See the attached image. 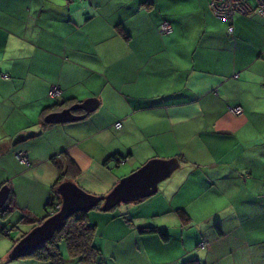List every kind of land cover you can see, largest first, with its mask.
Listing matches in <instances>:
<instances>
[{"label":"crops","instance_id":"1","mask_svg":"<svg viewBox=\"0 0 264 264\" xmlns=\"http://www.w3.org/2000/svg\"><path fill=\"white\" fill-rule=\"evenodd\" d=\"M161 19L169 32L158 31ZM232 26L229 33L207 0H0V186L15 202L0 226L23 210L45 212L53 154L72 158L79 171L67 178L99 195L132 163L176 156L181 180L87 212L104 263L178 264L192 252L230 264L233 248L246 246L250 264H264V12L236 13ZM52 85L58 97L48 96ZM87 96L97 104L82 118L42 124L44 108ZM111 154L128 158L104 162ZM144 224L166 228L168 239L137 232ZM31 225L19 221L18 235ZM191 226L205 247L186 244ZM10 246L0 242V264H47L7 260Z\"/></svg>","mask_w":264,"mask_h":264},{"label":"trees","instance_id":"2","mask_svg":"<svg viewBox=\"0 0 264 264\" xmlns=\"http://www.w3.org/2000/svg\"><path fill=\"white\" fill-rule=\"evenodd\" d=\"M208 6H209V3H208ZM263 12H258L257 10H253L248 13H240V14L249 15L251 13H263ZM236 13H239V12H236ZM236 13H234L233 16ZM218 18H221V17H218ZM221 19H224V18H221ZM226 21H227V26L229 25V23L232 25V20L231 22H229L228 20ZM170 30H171V27H170ZM232 30H233V26H232ZM169 31H165L161 33H167ZM60 93H61V90L59 89L58 94L49 95L48 93V96L58 97ZM57 105H58V102L53 103L52 106H57ZM45 109L46 108H44L41 112V121L44 126L47 125V123H49L43 120V116L46 113ZM117 122H118V125H117ZM119 126H120V122L116 121L114 124V127L118 128ZM58 155L59 153L53 154L50 156V159L53 162L57 170V177L50 186V197L45 202V212L42 215L37 216L35 214L30 213L27 210H23L22 213L20 214L18 222L19 221L20 222H30L32 223L31 226H33L34 224L41 222L46 216H48L49 214L57 210V208L55 207V204L58 202L60 203V196L58 192L56 191V188H55L56 184L62 179L67 178L68 176H73L75 173L79 171L76 163L74 162L72 158L67 156L65 158V163H63L62 161L56 158L58 157ZM127 158H128L127 154H111L104 160V162L108 159L109 160L112 159L115 165L119 166L122 163H124L127 160ZM177 159L179 160L180 158L177 157ZM27 162H28V158H27ZM262 181H263L262 183H263V194H264V175L262 177ZM116 204L108 208H101L100 202H99L87 210H75L71 212L63 219L61 225H59L56 229H54L51 236L45 239L44 241H42L38 247L34 248L33 250L25 254H20L13 258H9L6 256L7 260H19V259L23 260L24 258H29V259L41 260V261L46 262L47 264H65V259L69 258V259H72L73 261H78V262H86L90 264H105L103 252L100 246L95 242V239H94L95 226L94 224L88 221L87 212L89 210H99V211L111 210L115 208ZM14 207H15V202L12 199V196H10L9 200L3 201L0 204V218H5L8 215L9 211H11V209H13ZM176 211L178 215L180 216L181 221L183 223L189 222L190 216L183 208L178 207ZM126 221H130V220L127 218ZM18 222H14L9 227L8 224L10 223L9 222L4 223L3 221L4 224H1L0 232L8 236L10 230H14V228L16 231H19V227L17 226ZM135 228L137 232H140V233L157 234L163 240L168 239V236H169V232L166 228L159 227L155 224L138 225ZM24 232H26V230L24 231L22 230L20 235H17L16 237L11 238L10 248L13 246V244L18 240V238ZM61 240L64 242L65 252L61 251L60 249L59 242H61ZM198 245L202 247L204 246V242L199 241ZM178 264H205V263L196 254H191L187 257L181 258Z\"/></svg>","mask_w":264,"mask_h":264},{"label":"water","instance_id":"3","mask_svg":"<svg viewBox=\"0 0 264 264\" xmlns=\"http://www.w3.org/2000/svg\"><path fill=\"white\" fill-rule=\"evenodd\" d=\"M96 104V97L87 96L61 106L59 109L46 112L43 120L56 122L79 119L85 115V112L92 110ZM75 108H80L84 112L74 113ZM177 165L176 156H152L133 170L120 176L111 188L101 195L83 189L70 178L62 179L55 187L60 196L57 210L26 230L9 249L6 256L13 258L38 247L42 241L51 236L54 229L61 225L63 219L75 210H87L99 202L101 208H108L118 202L133 201L154 193L157 182L167 177ZM7 193L8 186H0V204L4 201Z\"/></svg>","mask_w":264,"mask_h":264},{"label":"built area","instance_id":"4","mask_svg":"<svg viewBox=\"0 0 264 264\" xmlns=\"http://www.w3.org/2000/svg\"><path fill=\"white\" fill-rule=\"evenodd\" d=\"M209 6L213 13L221 18H224L231 22L233 14L248 13L253 10L258 12L264 11V0H208ZM170 24L167 20H161L158 25V30L160 32H165L170 30ZM227 31L232 32V25L229 23L227 26ZM49 95H56L59 93V88L56 85L50 86L48 90ZM231 113L238 114L242 111L240 105H232L228 107ZM118 125V122H117ZM16 156L19 160L27 162V156L22 150L17 151ZM55 207H59V202L55 204Z\"/></svg>","mask_w":264,"mask_h":264},{"label":"rangeland","instance_id":"5","mask_svg":"<svg viewBox=\"0 0 264 264\" xmlns=\"http://www.w3.org/2000/svg\"><path fill=\"white\" fill-rule=\"evenodd\" d=\"M17 157V156H16ZM145 161V160H144ZM133 167H137V165L138 164H134V163H132L131 164ZM127 167H128V165H125V166H123V168L124 169H127ZM179 167H176L167 177H165L164 179H161V180H159L158 182H157V185L158 186H162L161 184L163 183V182H167L168 180H170V179H174L175 181H178V179H182V177H184V175L182 176L181 175V177L180 178H176V177H178L179 175H180V173H179V169H178ZM123 169V170H124ZM125 171V170H124ZM128 173V170H126L125 171V173ZM16 178H21V176H17ZM157 186V187H158ZM19 194H20V192H19ZM156 194V193H155ZM17 213H18V211H14V213H12V215H10V217H12L14 220H16V217H17ZM19 216H20V213L18 214ZM12 223L13 222H11L10 224H8V226L10 227L11 225H12ZM243 226H244V223H243ZM189 230H188V232H190V234L187 236V239H186V244L188 245V246H190V247H192L193 245H195L197 248H203V247H201V246H199L198 245V242L199 241H204L205 242V240L206 239H204V238H198V240H193V238L191 237V234H192V232H193V227L191 226V227H189L188 228ZM18 232L19 231H16L15 230V228H14V230H10V232H9V235L8 236H6V235H3V236H5V238L6 239H8L9 240V242L11 243V239L10 238H14V237H16L17 235H18ZM172 236H173V234H172ZM237 237V238H236ZM236 237H229L227 240H228V242L230 243V242H232L233 240H237V239H240V237L239 236H236ZM5 238L4 237H1L0 236V242H2V244L5 246ZM252 243H253V240H252ZM252 245V244H251ZM59 246H60V249H61V251H63V252H65V247H64V242L61 240V242H59ZM205 247V246H204ZM4 248V247H3ZM3 248H2V250H3ZM252 248H257V247H252ZM1 249H0V252L2 251ZM182 251V250H181ZM180 251V252H181ZM218 253H221V251H218ZM192 254V252H189V254H184V255H186L185 257H187V256H189V255H191ZM105 258V257H104ZM28 258H24L23 260H27ZM252 259L253 260H255V257L254 256H252ZM229 260V262H230V264H250V261H252V260H250L249 259V255H248V253H247V247L246 246H243V247H241L240 249H238V248H233V255L228 259ZM256 261V260H255ZM223 263V262H222ZM221 263V264H222Z\"/></svg>","mask_w":264,"mask_h":264}]
</instances>
